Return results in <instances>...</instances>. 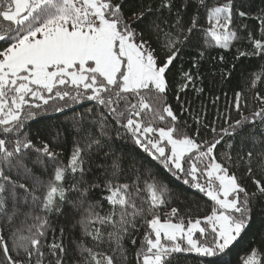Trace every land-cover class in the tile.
<instances>
[{
  "label": "snow or ice",
  "instance_id": "snow-or-ice-1",
  "mask_svg": "<svg viewBox=\"0 0 264 264\" xmlns=\"http://www.w3.org/2000/svg\"><path fill=\"white\" fill-rule=\"evenodd\" d=\"M237 74L211 121L180 102ZM161 171L210 211L169 207ZM257 209L264 0H0V264H231ZM239 264H264V235Z\"/></svg>",
  "mask_w": 264,
  "mask_h": 264
},
{
  "label": "trees",
  "instance_id": "trees-1",
  "mask_svg": "<svg viewBox=\"0 0 264 264\" xmlns=\"http://www.w3.org/2000/svg\"><path fill=\"white\" fill-rule=\"evenodd\" d=\"M257 3H259V0H257ZM213 55L216 53L213 52ZM228 55V54H226ZM187 59V57L185 58ZM228 59L231 60V55H228ZM247 64V62H246ZM256 61L253 59L251 64H248L247 66L252 67L255 66ZM177 66L179 67V62H177ZM187 67V64L185 65ZM204 71L205 75L207 76L208 73L211 71L210 65H204ZM216 84L215 86H210L205 88V92L199 96L196 95V93L189 88L186 93H181V100L180 102L184 103L186 107H190L191 110L194 113H198L203 111L204 108H207L208 110V120L211 121L215 115L217 114V111L223 112L226 107H228V101L232 97V91L233 89H236L239 84V76L238 74L236 77L233 78L231 83H220L219 77H216ZM207 83V81H206ZM227 92V98L224 96V93ZM220 96V99L213 105L212 99L213 96ZM171 103L174 105V107L177 109L179 114V107L180 103H178L174 96L170 97ZM87 106V104L85 105ZM80 110H83L81 106H77ZM69 116L71 113L68 114ZM183 119H186L190 124L192 123L191 117L184 113L182 116ZM66 117L62 114H53L50 118L46 117L41 119L37 123H33L32 125V132L35 134L37 130H43L46 128H51L54 125L64 121ZM70 141L71 136L69 135V147H70ZM160 176L163 180H165L172 188L173 190L180 191L184 194V199L181 202H178L176 204H172L171 206H178L181 211L183 212L186 208L191 207L194 205V203H198L203 211H201L199 214L204 215L207 214V212L211 209V202L207 200L203 194L189 189L187 186L182 185L180 181L175 180L171 176H169L167 173L161 171ZM168 209H165L167 211ZM261 209H257L256 214L253 217V222L251 225V228L247 231V233L243 236V238L237 243L235 248L230 253L229 257L227 259L230 260L231 264H239V256L242 255L245 250L250 246H254L255 244L260 242V238L262 235H264V217L260 215ZM55 219V218H54ZM60 225L63 226L67 224L68 222L64 219V217H60ZM56 236H59V232L57 231ZM69 237V233H65V243H67ZM49 242L53 239L52 234H49ZM179 264H197V258L195 256H184L179 255L177 257Z\"/></svg>",
  "mask_w": 264,
  "mask_h": 264
}]
</instances>
